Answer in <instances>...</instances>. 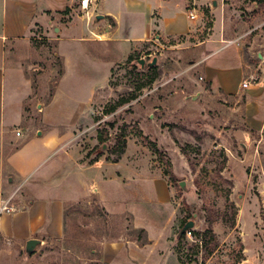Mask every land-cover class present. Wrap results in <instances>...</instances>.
<instances>
[{"label": "rangeland", "instance_id": "374dc122", "mask_svg": "<svg viewBox=\"0 0 264 264\" xmlns=\"http://www.w3.org/2000/svg\"><path fill=\"white\" fill-rule=\"evenodd\" d=\"M7 5L12 7L11 0H0V12ZM186 11L198 17L189 35L153 39L129 52L128 44L98 43L93 32L106 40L102 33L113 29L96 23L91 10L87 16L77 0L63 17L53 15L50 26L48 13L42 14L29 43L15 48L33 83L18 126L21 142L37 130L68 138V160L81 166L82 178L89 181L87 166L100 160L116 167V181L99 195L75 178L66 182L72 190L66 195L58 167L43 186L35 185L43 166L15 178L3 205L12 211L0 213V226L9 234L0 233V264H141L142 258L146 264H264V132H249L244 98L214 99L200 81L203 67H195L209 53L201 44L216 43L218 56L239 47L250 69L262 74L257 54L264 53V0H193ZM54 28L90 42L68 39L61 50L65 37ZM154 58L157 65L149 68ZM139 60L146 61L144 68ZM67 61L70 73L62 83ZM60 84L44 122L43 109L51 106ZM62 142L46 165L59 162ZM161 182L172 198L169 206L159 204ZM113 191L118 205L111 204ZM32 201L46 204L47 224L36 233L42 244L29 257L28 215L21 212ZM185 221L195 222L194 239L178 243ZM208 230L214 238L205 236ZM201 239L209 246L196 242Z\"/></svg>", "mask_w": 264, "mask_h": 264}, {"label": "crops", "instance_id": "0c3cea01", "mask_svg": "<svg viewBox=\"0 0 264 264\" xmlns=\"http://www.w3.org/2000/svg\"><path fill=\"white\" fill-rule=\"evenodd\" d=\"M187 1L192 2L193 0H98V3L92 7L91 14L95 18L104 16L105 19L101 22L102 27L105 29L111 27L113 31L102 33L103 37L107 38L106 40H102L101 35L94 32L93 35L101 39L98 43H106L105 45L128 44L130 45L129 52L132 51V47L136 49L138 45L149 43L153 39L161 41L162 39L172 40L187 36L194 28L192 23L194 21L190 19V14L186 11ZM76 2L77 0H11L12 7L9 8L7 5L6 9L3 8V11L0 12V213L6 202L5 200L11 197L14 192L12 188L15 178L22 179L42 166L45 169L40 174L41 181L35 182L36 186L46 185L47 179L52 177L57 167L60 173L61 189H65L66 182L72 183L76 178L77 183L81 181L86 187L92 186L95 192L101 195L110 181H113V186L116 181V178H113L116 167L105 164L100 160L87 166L86 173L90 176L89 181L82 178L80 174L86 175L81 166L78 167L77 161H75L73 167L68 160V138L42 134L41 130H37L35 135L24 142L20 140L23 132L20 137L17 136V132L21 130L18 126L24 121L25 103L33 94V83L27 77V70L23 67L22 56L17 57L19 55H17L15 48L20 49L21 45L29 43L33 28L43 22L41 17L44 16L42 14L48 13L45 20L50 26L52 21L48 22V20L53 15L63 17L67 10L73 8ZM58 29L59 35L62 36H64L63 33L69 36L77 34L69 33L66 29ZM74 29L77 30L78 28L75 27ZM85 30L90 32L88 29ZM81 31L84 30L81 29ZM64 37L65 39L61 42V50L64 49L62 43L68 39L79 42L89 41V39H85V35H76L72 38ZM200 47H206V50L209 51L208 54L204 53L195 64L196 68L203 67L200 76L202 80L200 81L206 84L211 94L214 95V99L238 100L239 97L244 98V123L249 128V132L253 131L255 134L262 135L264 132V69L261 70L262 74L252 71L239 47L233 52L222 56H218L220 50L216 43H203ZM260 54L262 58L259 57ZM257 57L263 64L264 53H258ZM69 73L70 67L67 61L62 83ZM253 77H258L259 83L251 84L247 89H244V81L251 80ZM61 84L51 106L43 109L44 122L49 121L47 117L51 114L50 108L58 97ZM99 86L100 83L92 86L86 99L88 103L93 99L94 92L99 89ZM203 100L205 99L203 98ZM51 117L53 116L51 115ZM22 130L25 131V128H22ZM62 141H65V143L59 148V162L52 161L53 163L46 165L48 158L57 152V144ZM121 181L124 182V180ZM165 187V182L156 184L157 198L159 204L169 206L172 198L166 193ZM64 192L67 195L71 194L72 190L66 186ZM141 193L142 190H138L137 195L133 194L132 197L134 199L138 198ZM113 195L111 204H115V201H117L114 199L117 192L113 191ZM126 210L125 207L119 212L124 214ZM43 212L46 213V204L37 201L30 202L28 208L21 212L22 215H28L25 219L27 232L24 234L27 242L37 239L36 233L47 224ZM53 228L54 226L50 225L47 234L52 235L54 233ZM142 230L146 231L145 233L149 231L147 228ZM6 232L7 230H4L1 225L0 233L8 237L9 234L6 235ZM149 241L151 242L152 238ZM131 259L128 261L131 262ZM142 260H144V263L142 261L141 264H146L145 259L142 258Z\"/></svg>", "mask_w": 264, "mask_h": 264}, {"label": "water", "instance_id": "95a60500", "mask_svg": "<svg viewBox=\"0 0 264 264\" xmlns=\"http://www.w3.org/2000/svg\"><path fill=\"white\" fill-rule=\"evenodd\" d=\"M213 6H216V2L213 3ZM105 19L104 16H97L96 17V23H99L101 21H103ZM55 32H59V29L56 28ZM260 58H262V55L260 54L259 56ZM146 61L145 60H139L138 61V65L141 66L142 68H144ZM157 65V58H154L151 62L148 63V67L152 68L155 67ZM105 147V146H104ZM182 189H186V183L185 182H181L180 184ZM263 189H264V185H263ZM195 229V222L194 221H189L187 222L184 227L180 230V232L178 233V238L182 237L184 234H186L188 231L190 230H194ZM42 244V242L40 240L37 239H32L29 240L26 243V254L27 256H32V254L34 253V251L36 250V248L38 246H40Z\"/></svg>", "mask_w": 264, "mask_h": 264}, {"label": "built area", "instance_id": "2783aa9c", "mask_svg": "<svg viewBox=\"0 0 264 264\" xmlns=\"http://www.w3.org/2000/svg\"><path fill=\"white\" fill-rule=\"evenodd\" d=\"M79 3H80L81 10L83 12H85L87 14V16H88L90 10L93 7V4L95 3V0H80ZM189 17H190V19L192 21H195L198 18L197 17V14H195V12L194 13L191 12L190 15H189ZM200 80H202V78H200ZM258 83H259V78L258 77H253V78H251V80L244 81L243 88L244 89H247L251 84H254L255 85V84H258ZM17 136L18 137L21 136V132L20 131L17 132ZM4 211L10 212V211H12V209L8 208L7 206L6 207H2L1 208V213H3ZM194 231L195 230H190V231H188L186 233L187 239H190V240L193 241V239H194L193 238V236H194V233L193 232ZM196 242L197 243H200V244L202 243L201 240H196Z\"/></svg>", "mask_w": 264, "mask_h": 264}, {"label": "trees", "instance_id": "16d2710c", "mask_svg": "<svg viewBox=\"0 0 264 264\" xmlns=\"http://www.w3.org/2000/svg\"><path fill=\"white\" fill-rule=\"evenodd\" d=\"M137 63H138V61H137ZM251 132H253V131H251ZM152 149H153V151L155 152V153H159V151H158V149H157V147L155 146V145H152ZM100 155V154H99ZM161 155V154H160ZM96 160V159H95ZM98 160H96V161H93V163L92 164H94V163H96ZM188 221H185L183 224H182V227L181 228H183L184 227V225L187 223ZM141 233H145V231L144 230H142V232ZM193 233H195V231L193 232ZM208 234H210L211 236H212V238H214V235L212 234V231L211 230H208V231H206L205 232V236L206 235H208ZM196 235V234H195ZM202 237H203V235H202ZM207 237V236H206ZM205 237V238H206ZM186 238V234H184L182 237H179L178 239H177V241H178V243L179 242H181V241H183L184 239ZM201 242H202V245H203V243H204V247H208L209 245H208V241L206 240V241H203V239H201ZM213 250H210V252H212Z\"/></svg>", "mask_w": 264, "mask_h": 264}]
</instances>
